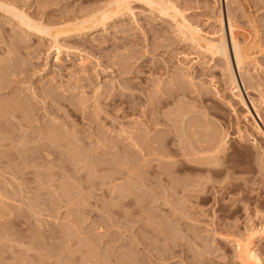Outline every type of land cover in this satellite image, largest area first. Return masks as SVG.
I'll return each instance as SVG.
<instances>
[{"label": "rangeland", "instance_id": "1", "mask_svg": "<svg viewBox=\"0 0 264 264\" xmlns=\"http://www.w3.org/2000/svg\"><path fill=\"white\" fill-rule=\"evenodd\" d=\"M113 1L0 0V264H264V0H159L256 42L237 95L178 15Z\"/></svg>", "mask_w": 264, "mask_h": 264}, {"label": "bare ground", "instance_id": "2", "mask_svg": "<svg viewBox=\"0 0 264 264\" xmlns=\"http://www.w3.org/2000/svg\"><path fill=\"white\" fill-rule=\"evenodd\" d=\"M115 1V0H114ZM113 1V2H114ZM128 0H116L115 1V3H114V7H113V5H112V8H114V10H124V9H127L128 7V5H129V1L127 2ZM159 0H146V4L150 7V8H152V10H157V11H160L161 12V14L162 13H167L166 11L167 10H169V12L170 13H172L171 15L173 16H175L176 17V19L179 17V23H178V25H179V27H180V30L181 31H183V33L185 32V34H189V36H191L190 37V39L191 40H193L195 43H197V44H199L200 42H202L203 43V45L207 48V49H209L210 51H216L218 54H220L221 55V57H224V59H225V62H226V65H227V70H228V74H229V78H230V85L232 86L231 88H232V92L233 93H235V95H237L238 94V83H237V80H236V76H235V74H234V70H233V67H232V63H231V61H230V55H231V58H233V60H234V62H233V65L235 64V66H236V68L240 71L241 69H242V67H243V65L246 63V62H248V61H250V59H253L254 60V58L253 57H255L254 55H255V48L257 47V45H256V42L255 41H252L253 39H250L249 38V36H242L243 38L240 40L239 38H238V36H237V32H236V27H235V25L232 23V18L230 19V17H227V28H228V34H229V39H230V43H231V53H230V48H229V50H228V44H227V42H226V36H225V33H224V27H223V20H222V17H220V19H219V22H220V25H221V30H222V35L220 36V37H218L217 38V41L215 42L214 40L212 41H207L206 40V42H204L202 39H204V37L202 36V31L200 30V29H198L197 27L196 28H194V26L192 27L190 24H189V22H187V20H185L184 19V17H183V15H180V13L181 12H178L179 10H177V8L171 3V2H158ZM128 3V4H127ZM9 7H11L10 5H9ZM13 7V6H12ZM12 7L9 9L10 10V14H12L17 20H18V22L20 23V25H22V26H24L25 28H27V29H29V30H34V31H37V32H40V33H42L43 34V31H44V29H43V27H41V25L40 24H35V22L34 21H32L31 22V20L29 19V18H27L26 17V15H24L22 12H20V11H16L17 9H13V10H11L12 9ZM107 7H111V6H106L104 9H107V12L106 11H103V13H102V15L103 16H105L107 13H109V11H111V10H109ZM125 7V8H124ZM127 7V8H126ZM116 8V9H115ZM124 8V9H123ZM8 9V8H7ZM111 9V8H110ZM9 10H7L8 12H9ZM103 10V9H102ZM109 10V11H108ZM113 10V11H114ZM116 10V11H117ZM13 11V12H12ZM104 12H106V14L104 13ZM174 13V14H173ZM164 14V15H165ZM11 15V16H12ZM168 15V14H167ZM170 15V14H169ZM177 15H178V17H177ZM221 16V15H220ZM230 16V15H229ZM173 19H175L174 17H173ZM178 20V19H177ZM177 20H175V21H177ZM178 27V28H179ZM45 28V27H44ZM67 28V27H66ZM81 28V27H80ZM43 29V30H42ZM46 30V29H45ZM61 30V29H60ZM66 30V29H65ZM57 32L58 31H56V34H57ZM187 32H189V33H187ZM44 33H46V31H44ZM55 36V35H54ZM250 39V40H249ZM205 40V39H204ZM256 46V47H255ZM57 56V55H56ZM80 62V61H79ZM240 95H238V97H239ZM239 98H241V97H239ZM242 104H243V102H242ZM246 108V107H245ZM247 110V109H246ZM247 115H251L250 114V111H248V112H246V115L244 116L246 119L248 118V117H246ZM251 118H253V117H251ZM253 120H254V118H253ZM255 124L254 125H257V126H254L255 128H259V126H258V124H256V122H254ZM257 128V129H258ZM256 130V129H255ZM259 130H260V128H259ZM261 133V132H260ZM263 136V135H262ZM220 141H222V140H220ZM223 142H221V144H222ZM221 144H219V145H221ZM219 145H218V147H219ZM217 147V146H216ZM218 150L220 149V148H217ZM195 150V149H194ZM209 151H210V149H209ZM212 151H213V149H212ZM214 151H217V150H215V148H214ZM213 151V152H214ZM159 152V151H158ZM194 152V151H193ZM200 152V151H199ZM207 152V151H206ZM206 152H204V156H205V154L207 155V153ZM212 152V153H213ZM161 153V152H160ZM163 153V152H162ZM197 153V152H196ZM195 153V154H196ZM202 153V152H201ZM201 153H198L197 155H198V157L200 158V156L199 155H202L203 156V154H201ZM216 153V152H215ZM159 154V153H158ZM157 154V155H158ZM168 154V153H167ZM208 154H210V152L208 153ZM211 155H213V154H211ZM159 156H161V155H159ZM166 157V156H165ZM168 157V156H167ZM166 157V158H167ZM183 157V156H182ZM195 157H196V155H195ZM159 158V157H158ZM172 158V157H171ZM170 158V159H171ZM211 158V157H210ZM167 160H168V158H167ZM210 160V159H209ZM188 161H190V160H188ZM199 161V160H198ZM198 161H196L195 163H197ZM201 161V160H200ZM206 161H207V159H206ZM183 162V161H182ZM193 162V161H192ZM216 162V161H215ZM215 162H214V165H215V167H216V164H215ZM174 163V162H173ZM185 163V162H184ZM186 164V163H185ZM198 164V163H197ZM209 165V164H208ZM174 166V165H173ZM201 192V191H200ZM244 247H246L245 245H244Z\"/></svg>", "mask_w": 264, "mask_h": 264}]
</instances>
